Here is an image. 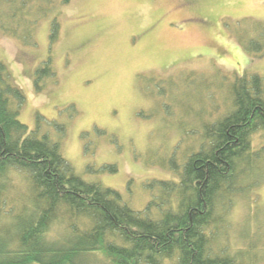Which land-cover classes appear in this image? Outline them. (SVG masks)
I'll list each match as a JSON object with an SVG mask.
<instances>
[{"label":"rangeland","instance_id":"1","mask_svg":"<svg viewBox=\"0 0 264 264\" xmlns=\"http://www.w3.org/2000/svg\"><path fill=\"white\" fill-rule=\"evenodd\" d=\"M238 25L264 35V0H0V63L25 98L18 120L28 130L39 126L85 181L117 191L134 212L153 202L158 216L154 180L176 176L172 163L180 170L200 146L201 120L226 113L220 82L244 70L264 81V51L245 54ZM48 59L55 78L36 81ZM252 142L263 147L264 134ZM248 182L219 206L213 247L264 264V171ZM26 192L25 175L10 174L4 196Z\"/></svg>","mask_w":264,"mask_h":264},{"label":"trees","instance_id":"2","mask_svg":"<svg viewBox=\"0 0 264 264\" xmlns=\"http://www.w3.org/2000/svg\"><path fill=\"white\" fill-rule=\"evenodd\" d=\"M260 28L237 26L250 58L264 51V35L252 34ZM57 31L53 23L51 42ZM50 67V59L37 67L35 80L54 79ZM229 77L220 82L228 89L226 113L201 120L200 146L184 156L180 170L172 163L176 176L154 180L161 188L155 216L153 202L134 212L117 191L77 175L59 144L38 135L39 126L28 130L18 120L25 98L0 63V264H253L213 247L224 201L246 193L248 179L264 171V146L257 150L252 142L255 133L264 134V81L247 70ZM258 160L263 164L256 166ZM17 172L25 175L27 192L12 200L4 196L5 183Z\"/></svg>","mask_w":264,"mask_h":264}]
</instances>
